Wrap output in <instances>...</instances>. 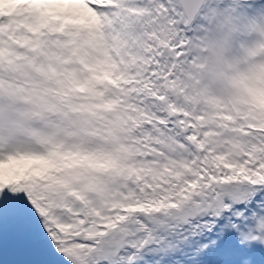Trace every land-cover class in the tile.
I'll use <instances>...</instances> for the list:
<instances>
[{
  "label": "snow or ice",
  "instance_id": "1",
  "mask_svg": "<svg viewBox=\"0 0 264 264\" xmlns=\"http://www.w3.org/2000/svg\"><path fill=\"white\" fill-rule=\"evenodd\" d=\"M0 264H264V0H0Z\"/></svg>",
  "mask_w": 264,
  "mask_h": 264
}]
</instances>
